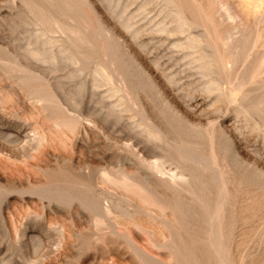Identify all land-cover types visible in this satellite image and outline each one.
I'll return each instance as SVG.
<instances>
[{"label":"rangeland","instance_id":"obj_1","mask_svg":"<svg viewBox=\"0 0 264 264\" xmlns=\"http://www.w3.org/2000/svg\"><path fill=\"white\" fill-rule=\"evenodd\" d=\"M61 1L0 0V264H264V0H228L258 36L240 67L255 83L234 101L225 76L209 90L210 48L199 69L180 45L186 12L215 38L220 0ZM34 6L64 19L43 35ZM65 20L93 58L35 59L32 50L68 47ZM183 140L194 150L179 160ZM176 171L187 174L179 192L165 182Z\"/></svg>","mask_w":264,"mask_h":264},{"label":"bare ground","instance_id":"obj_2","mask_svg":"<svg viewBox=\"0 0 264 264\" xmlns=\"http://www.w3.org/2000/svg\"><path fill=\"white\" fill-rule=\"evenodd\" d=\"M63 1V0H62ZM61 1V2H62ZM170 1V0H169ZM30 2V1H29ZM65 2V6L71 8L73 10V3H71L70 0H66V1H63ZM62 2V4H64ZM190 2V1H189ZM58 3V2H57ZM172 3V2H171ZM208 3V2H207ZM169 4V3H168ZM167 4V5H168ZM214 5V3H212ZM237 4V3H236ZM233 4V3H230L228 0H220V5L218 6V12L222 15L223 17V22L222 24L224 25L223 28L221 27L222 24L221 22L219 23L218 26H220L222 29H217V32H216V36L215 38H211V36L209 35V31L207 30V33H200L199 32V28L200 26L203 24V23H199L195 17H190L189 15L193 16V14H189L188 15V12H186L185 14H182L181 16V29L183 30L184 33H186V37H185V41L180 44L183 49L185 50V56L183 58L187 59L188 58V61L185 63V65H189V67H191L193 65L194 68H196L198 66H202V62L201 63H198L197 62L200 60V54L199 52H201L200 50H205L206 46H208L210 48V52H208V55H207V61L205 63V68H206V71H207V74L209 75V77H211L210 81L206 80L208 82V86H209V90L213 89V88H216L218 90H221L222 89V78L223 76H225L226 78H228V81L233 83L234 84V87L233 89L231 90V94H230V98H231V101H234V99H236L235 95H234V91L235 90H243L245 89L244 92V99L245 97L249 96V91L251 90L250 87H247L245 88V85H249L251 83H255L254 81H252L254 75L253 74H250L248 75V73L246 74L245 72L241 71V69L243 68L242 66L249 61L250 59V56L252 55L251 53V49L252 47L254 48V45L257 43L258 41V36H256L254 33L256 32V30L251 31L249 33H246L245 32V27H247L246 23H244L245 21H243V15L240 10H242L241 8L238 9L239 6H241L243 8L242 5H240L239 3L237 4ZM28 5V4H27ZM30 5V4H29ZM211 5V4H210ZM196 6H197V3H196ZM29 7V6H28ZM184 7V6H183ZM205 7V6H204ZM214 7V6H213ZM52 8V7H51ZM76 8V6H75ZM74 8V9H75ZM210 8V7H209ZM215 8V7H214ZM217 8V7H216ZM246 8V7H244ZM30 9L32 10V12L36 15V18L38 17L39 19V22L41 21L42 23H44V26H46V24H48L47 26V31H45V34H49L50 32L48 31H52V28L55 27L54 25L60 23L61 19L59 20L55 15H53V12L49 11V12H46L43 8H38L36 6H34L33 8L30 7ZM53 9V8H52ZM64 9V8H63ZM70 9V11H72ZM262 9V8H261ZM185 10V8H184ZM197 10V9H196ZM213 10V9H212ZM211 10V11H212ZM244 10V9H243ZM250 10V8H249ZM257 10V9H256ZM68 11V9H67ZM180 11V10H179ZM183 11V10H182ZM254 11V10H253ZM65 12V11H64ZM78 12V11H77ZM183 12V13H184ZM196 13V11H194ZM200 12V11H199ZM79 13V12H78ZM206 13V12H205ZM247 13H249V11H247ZM257 13V12H255ZM262 13V12H261ZM62 14V13H61ZM188 16H187V15ZM202 14V13H201ZM210 14V13H209ZM215 14V13H214ZM254 14V12L252 13ZM251 14V17L253 16ZM258 14H256L257 16ZM64 16H66L64 14ZM194 16H196L194 14ZM210 16V15H209ZM215 16V15H214ZM264 16V15H263ZM68 17V16H66ZM219 17V16H218ZM249 17V16H248ZM215 18V17H214ZM255 18H259V17H254V20ZM264 18V17H263ZM64 19V17H63ZM178 19V18H177ZM220 19V18H219ZM242 20V23L239 22V20ZM68 20V19H66ZM62 21V22H65V24H63L62 22V25H65L64 28V31L66 33V44L68 47H65L63 49H60V51H53V47H45L43 51H33L31 52V54L36 58L38 59H42L40 61L42 62H45V61H48L50 63H54L53 65H55L56 63H58L59 59H61L60 57H62V55L64 54L65 56H63V60H66L67 61L69 60L70 62L72 63H78L80 64L82 61L83 62H86V61H89L90 59L93 58V53L95 51H92V45H90V43L87 41V37L86 35H84V33H82V31H79L77 29L74 28V26H72L70 22V20H68L69 22L67 21ZM179 20V19H178ZM203 20V19H202ZM240 20V21H241ZM258 20V19H257ZM205 21V20H204ZM207 22V21H206ZM205 22V23H206ZM215 22V21H214ZM241 23V24H240ZM256 23V21H255ZM71 24V25H70ZM201 24V25H200ZM243 24V26H242ZM244 24L246 25L244 27ZM250 24V23H249ZM252 24V23H251ZM215 25V26H216ZM212 26V25H211ZM127 27V26H126ZM166 27H167V24H166ZM225 27V28H224ZM253 27V26H252ZM60 28V27H59ZM249 28V27H248ZM247 28V29H248ZM46 29V28H45ZM49 29V30H48ZM129 29V27H128ZM164 29V28H163ZM180 29V28H179ZM86 31V30H85ZM170 31V29H169ZM215 31V30H214ZM258 32V30H257ZM183 33V34H184ZM137 34V33H136ZM212 35V33H211ZM259 35V34H258ZM256 36V38H255ZM39 38V37H38ZM184 38V36H183ZM49 39V38H48ZM47 39V40H48ZM52 39V38H51ZM53 40V39H52ZM46 41V40H45ZM54 41V40H53ZM38 42V41H37ZM36 42V43H37ZM237 42V45L235 44ZM253 42V44H252ZM102 43V42H100ZM45 45H53L52 44V41L49 39V41H46L44 43ZM101 45V44H100ZM62 46V45H61ZM103 47V45H101ZM256 46V45H255ZM110 47V48H109ZM94 48V47H93ZM110 49V51H108V49ZM39 49V48H38ZM94 50V49H93ZM104 50V53L105 54H108L107 52H109L110 54V62L114 65H116V67L114 66V68L116 70H124L126 71V69H128V64L125 60V58L119 54V52H115V50L113 49V47L111 46V44H105V46L102 48V51ZM207 50V49H206ZM253 50V49H252ZM97 51V49H96ZM224 51V54L222 53ZM257 51V50H256ZM205 52V51H203ZM202 52V53H203ZM97 53V52H96ZM103 53V54H104ZM207 53V52H206ZM257 56V55H256ZM103 57V56H102ZM37 59V60H38ZM204 60V59H203ZM206 60V59H205ZM201 61V60H200ZM199 61V62H200ZM258 61V60H257ZM255 62V61H254ZM47 63V62H46ZM45 63V64H46ZM49 63V64H50ZM61 63V62H59ZM67 63V62H66ZM251 63V62H250ZM48 64V65H49ZM51 64V65H52ZM65 64V63H64ZM68 64V63H67ZM253 63H251L252 65ZM255 64V63H254ZM253 64V65H254ZM61 65V64H60ZM74 65V64H73ZM191 65V66H190ZM69 66V64H68ZM258 66V65H257ZM76 67V66H75ZM188 67V69H189ZM204 67V65L202 66ZM240 67H242L240 69ZM262 67V66H261ZM261 67H258L256 68V73L259 72L260 68ZM73 69L74 66L72 67ZM193 68V69H194ZM201 68V67H200ZM199 68V69H200ZM247 68V67H246ZM249 68V67H248ZM253 68V67H252ZM192 69V68H191ZM198 70V69H197ZM250 70V69H249ZM81 71V70H79ZM98 71V70H97ZM95 71V73L97 72ZM253 71V69H252ZM250 71V72H252ZM70 72H71V69H70ZM73 72V71H72ZM71 72V75H75L76 71L74 73ZM117 72V71H116ZM248 72V71H247ZM86 73V72H85ZM67 74V73H66ZM70 74V73H69ZM100 74V73H99ZM203 75L205 73H202ZM206 74V75H207ZM258 74V73H257ZM95 75V74H94ZM97 75V74H96ZM205 75V76H206ZM69 76V75H68ZM76 76V75H75ZM102 76V75H101ZM259 76V75H258ZM103 77V76H102ZM70 78V76L68 77ZM98 79V78H96ZM99 82V81H98ZM257 83V82H256ZM97 84V83H96ZM45 85V84H43ZM85 85V84H83ZM43 87V86H42ZM47 87V86H46ZM257 88H262L263 89V86L262 85H258ZM82 89V88H80ZM84 89V87H83ZM253 89V88H252ZM207 90V89H206ZM223 90V89H222ZM39 91V90H38ZM44 91V90H43ZM252 91V90H251ZM250 91V92H251ZM36 92V91H35ZM40 93V91H39ZM42 93V92H41ZM259 98V97H258ZM74 100V99H73ZM246 100V99H245ZM244 100V101H245ZM259 102V101H257ZM259 104H264V97H261L260 99V103ZM240 105L242 106V104L240 103ZM59 106V105H58ZM262 108V107H261ZM260 108V109H261ZM263 109V108H262ZM261 109V110H262ZM246 112V111H245ZM66 115V114H65ZM72 118V117H71ZM71 120V119H70ZM64 122V121H63ZM95 123V122H94ZM73 124V123H72ZM78 126V125H77ZM3 132V131H2ZM5 133V132H4ZM7 136L9 138H11L10 134L9 133H6ZM12 137H13V134L11 133ZM5 135V138L7 137ZM159 137V135H157ZM34 137V136H33ZM32 137V138H33ZM2 138V137H1ZM8 138V139H9ZM17 138V137H16ZM171 138V137H170ZM173 138V137H172ZM35 139V138H33ZM158 139V138H157ZM7 140V138H6ZM10 140V139H9ZM20 140V139H19ZM178 140V139H176ZM182 140V139H181ZM9 142V141H8ZM16 142V141H14ZM23 142L26 143L23 139ZM164 142V141H163ZM180 142V143H179ZM18 143V142H16ZM178 147L176 148L175 152L177 154V158L179 160H185L187 159V157H189L190 155H192V152L194 150V146L193 144H190L192 142H189V141H178ZM10 144V143H9ZM19 144V143H18ZM26 144L30 145L31 143L28 141ZM25 144V145H26ZM7 145V144H6ZM21 145V144H20ZM25 145H23V148H25ZM41 145V143H40ZM39 145V146H40ZM13 146V145H12ZM14 146H16V148H19L17 147V145L14 144ZM13 146V148H14ZM22 147V146H21ZM1 148V147H0ZM15 148V149H16ZM20 149V148H19ZM27 149V147L25 148ZM24 149V151H25ZM174 152V151H173ZM195 152V151H194ZM171 153V152H170ZM170 153H167V154H170ZM197 154V153H196ZM13 155V154H12ZM172 155V154H171ZM174 155V153H173ZM195 155V154H194ZM175 156V155H174ZM213 156V155H212ZM169 157V156H168ZM170 158H173L172 156ZM174 159H176L174 157ZM169 160V159H168ZM171 160V159H170ZM218 160V159H217ZM189 161V160H188ZM195 162V159L193 160ZM186 162V161H185ZM198 162V165L200 167H204L205 163L202 162V161H197ZM215 165V164H214ZM87 167V166H86ZM197 167V166H196ZM214 167V166H213ZM155 170L159 171V172H162V170H164L162 168V165L160 163H155L154 167H153ZM201 169V168H200ZM205 169V168H204ZM124 170V169H123ZM202 170V169H201ZM96 171V170H95ZM205 171V170H203ZM98 172V171H97ZM94 173V172H93ZM106 173V171H105ZM167 173V172H166ZM99 174V173H98ZM109 174V172H108ZM130 174V173H129ZM152 174V173H151ZM157 174V173H156ZM96 175V174H95ZM104 175V174H103ZM168 175V174H167ZM98 176V175H96ZM155 176V175H153ZM186 176L187 174L185 173V171H176L174 172L172 175H171V179H168L166 182V184L168 183L169 186L173 189H176L178 192L179 190H182V187L184 185V182L186 180ZM197 176V175H196ZM124 177V176H123ZM122 177V178H123ZM144 177V176H143ZM94 178V177H93ZM167 178V177H166ZM125 179V178H124ZM155 179V178H154ZM160 180V179H159ZM206 182V181H205ZM84 183V182H83ZM82 183V184H83ZM196 183L200 184L202 183V181L200 180H197ZM85 184V183H84ZM83 184V185H84ZM87 184V183H86ZM195 184V183H194ZM207 184V183H205ZM89 185V184H88ZM95 187V186H94ZM168 187V186H167ZM201 187V186H200ZM6 189V188H5ZM164 191H166L165 189H162ZM211 190V189H210ZM97 193V192H96ZM172 194V193H171ZM176 194V193H175ZM181 194V193H180ZM200 194V193H199ZM179 196V195H177ZM176 196V197H177ZM190 196V195H189ZM65 198L67 199H71L73 198L74 196L72 194H65L64 195ZM181 197V196H180ZM191 197V196H190ZM201 198V197H200ZM190 199V198H189ZM211 199V198H210ZM84 202H86L87 204H89V206L91 208H97V206L99 205L97 201H94V200H89L87 198H84L82 199ZM106 200V199H105ZM180 200V199H179ZM175 203V202H173ZM185 203V202H184ZM222 204V203H221ZM190 206V204H189ZM212 206V205H211ZM182 207V206H181ZM192 207V206H191ZM194 208V207H193ZM192 208V209H193ZM198 208V207H197ZM180 209V208H179ZM185 209V207H184ZM209 209V208H208ZM113 210V209H112ZM187 210V209H186ZM185 210V211H186ZM194 210V209H193ZM222 213V212H221ZM192 214V213H191ZM211 216V219H212V215ZM200 217V216H199ZM214 226V225H213ZM207 228V227H206ZM209 230V229H208ZM220 231V230H219ZM214 232V231H213ZM212 235V234H211ZM31 237V236H30ZM209 237V236H208ZM40 238V237H39ZM17 241V240H16ZM15 241V242H16ZM28 241V240H27ZM222 241V239H221ZM11 245V244H10ZM14 245V244H13ZM207 246V245H206ZM209 246V245H208ZM207 246V248H208ZM188 247V246H187ZM220 248V247H219ZM176 249V248H175ZM222 249V248H221ZM212 253V252H211ZM216 253V252H215ZM35 258V257H34ZM216 258V256H215ZM214 259V258H213Z\"/></svg>","mask_w":264,"mask_h":264}]
</instances>
